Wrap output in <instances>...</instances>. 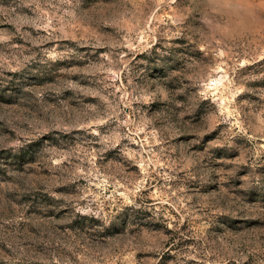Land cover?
Here are the masks:
<instances>
[{
  "label": "rangeland",
  "instance_id": "obj_1",
  "mask_svg": "<svg viewBox=\"0 0 264 264\" xmlns=\"http://www.w3.org/2000/svg\"><path fill=\"white\" fill-rule=\"evenodd\" d=\"M0 264H264V0H0Z\"/></svg>",
  "mask_w": 264,
  "mask_h": 264
}]
</instances>
